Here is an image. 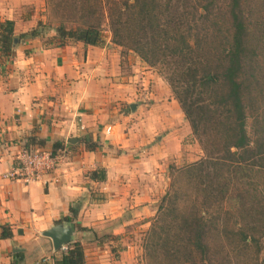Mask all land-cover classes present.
Listing matches in <instances>:
<instances>
[{
  "label": "crops",
  "instance_id": "crops-1",
  "mask_svg": "<svg viewBox=\"0 0 264 264\" xmlns=\"http://www.w3.org/2000/svg\"><path fill=\"white\" fill-rule=\"evenodd\" d=\"M42 3L0 0V20H13L16 34L27 32L41 20ZM120 50L113 42L57 46L36 37L7 58L0 54V233L1 226L12 233L0 236V264H10L14 245L22 264H53L57 250L41 232L78 203L77 223L90 228L80 233L75 226L86 263L135 264L130 224L144 226L156 211L170 163L196 160L195 140L170 88L151 80L146 91L144 63L121 64ZM29 138L37 144H27ZM84 140L98 146L88 149ZM55 142L60 147L52 151ZM27 145L61 161L34 182L2 177ZM98 167L105 179L89 178Z\"/></svg>",
  "mask_w": 264,
  "mask_h": 264
},
{
  "label": "trees",
  "instance_id": "trees-1",
  "mask_svg": "<svg viewBox=\"0 0 264 264\" xmlns=\"http://www.w3.org/2000/svg\"><path fill=\"white\" fill-rule=\"evenodd\" d=\"M49 2L57 25L47 44H103L105 24L111 42L124 49L121 57L132 51L158 66L203 150L199 160L171 167L169 188L144 237L145 264H264V190L258 193L252 184L258 173L264 177V120L248 132L252 76L244 71L251 50L242 14L247 1L225 0L216 12L215 0ZM216 17L229 24L222 44L211 40L219 32ZM37 25L16 34L13 20H0L1 56H11L26 38L43 37L48 25ZM84 143L91 150L98 146L97 140ZM89 178L105 179V169L96 168ZM79 207L72 204L58 222L84 233L90 228L77 223ZM0 236L10 238L11 230L1 226ZM23 259L15 251L10 264ZM53 264H87L81 235L54 253Z\"/></svg>",
  "mask_w": 264,
  "mask_h": 264
},
{
  "label": "rangeland",
  "instance_id": "rangeland-1",
  "mask_svg": "<svg viewBox=\"0 0 264 264\" xmlns=\"http://www.w3.org/2000/svg\"><path fill=\"white\" fill-rule=\"evenodd\" d=\"M42 1H43L42 11L41 13H39V16H38V18H40L41 20L37 19L35 26L37 25L38 22H41V24L48 25V28H46V30L43 33L44 40L48 41L49 37H52L55 35V27L57 23H56V19L54 18V15L51 12L49 0H42ZM224 1L225 0H215L216 2L214 5L215 12L222 5V3L224 4ZM246 1L247 2L244 3V6H242V9H243L242 14H243V20L245 21L244 23L246 24V27H247V35H246L245 43H247L248 48L251 50L250 51L251 55H248L245 58L248 62L247 65H250V67L246 66L244 72L246 73V77L248 75L252 76L251 84H250V88L252 91L251 92L252 93V103H251L250 108L248 109V118L246 122L248 132L251 134L253 128L257 126L259 122H262V120H264V0H246ZM42 14L44 15L42 16ZM214 21H217L219 23L218 25H216V30H218L219 32L216 37L212 35L211 40H214L216 44H222L221 41L225 40L224 37H226V35L228 36L227 27L229 26V24L228 22L227 23L224 22L220 17H216ZM35 26L31 27L29 30L33 29ZM103 27H104V32H103L104 42L105 43L111 42L110 30L107 28L105 24ZM39 38L41 39V37ZM69 42H73V41L68 40L66 43H69ZM57 46H61V45H57ZM120 48L121 50H124L122 47ZM127 58H130V60L132 61L134 60L142 61L138 55H136L132 51H129L127 54H125L124 59L121 58V64L124 62L123 60H126L127 62ZM140 66H142V71H144V74H145L143 76H144L146 91L147 89L150 90L149 84L151 80H153V82L157 83L158 85L164 84L170 88L169 84L167 83L163 75L160 73L159 68H157L158 66L150 67L147 63H144V65L140 64ZM170 91H171V88H170ZM147 100H148V97H146V101ZM191 135H192V138L195 140V144H196L195 145L196 147L194 148L195 149L194 152H196V156H197L196 160H199L200 158H202L204 153H203L201 146L199 145L198 141L194 138L192 133ZM54 155H59V154H54ZM59 160L61 161V158H59ZM172 163L169 164L168 169H167L168 179H167V183H166L167 185L165 187L164 193L169 188V182L173 174L172 172L173 170L171 169V167L175 169L176 167L180 168L182 166L189 164V163H183V164H179L178 166H175L173 165L174 163L173 164ZM252 181H253L252 182L253 187L257 189L258 193H260L261 190H264V177L261 173H258L256 176H254ZM186 192L190 193V190H187ZM155 213L156 211L151 217H149L148 220L143 221L145 223L144 226H142V223L141 224L132 223L130 224L131 226H129L128 228L131 231L128 230L129 233H127L128 235L127 242L129 245L131 244L132 246V249L130 248L129 250V254L131 255L135 264H145L143 241H144V237L146 236L148 230L150 229L152 225V219L155 216ZM75 239L76 237L74 238V240ZM114 256L119 257V254L116 253L114 254ZM241 257L244 260L243 254L241 255ZM240 263L246 264L245 261H241Z\"/></svg>",
  "mask_w": 264,
  "mask_h": 264
},
{
  "label": "built area",
  "instance_id": "built-area-1",
  "mask_svg": "<svg viewBox=\"0 0 264 264\" xmlns=\"http://www.w3.org/2000/svg\"><path fill=\"white\" fill-rule=\"evenodd\" d=\"M59 158L48 150L27 145L18 153V164L5 172L2 177L22 180L25 183L34 182L54 169L60 161Z\"/></svg>",
  "mask_w": 264,
  "mask_h": 264
},
{
  "label": "water",
  "instance_id": "water-1",
  "mask_svg": "<svg viewBox=\"0 0 264 264\" xmlns=\"http://www.w3.org/2000/svg\"><path fill=\"white\" fill-rule=\"evenodd\" d=\"M136 103H131L130 108L132 110L135 109ZM69 142H75L74 139H69ZM76 228L75 225L68 221H61L55 224H52L45 230L41 232V234L45 237L51 239L53 250H58L62 246L67 245L69 242L73 241L75 238ZM21 250L19 246L14 245L13 251Z\"/></svg>",
  "mask_w": 264,
  "mask_h": 264
}]
</instances>
